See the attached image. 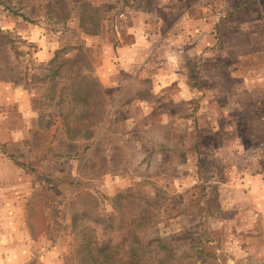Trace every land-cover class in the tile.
Wrapping results in <instances>:
<instances>
[{"label":"rangeland","instance_id":"rangeland-1","mask_svg":"<svg viewBox=\"0 0 264 264\" xmlns=\"http://www.w3.org/2000/svg\"><path fill=\"white\" fill-rule=\"evenodd\" d=\"M127 1L0 0L1 62L37 109L30 135L0 144V264H80L82 239L126 249L128 232L155 241L125 264H264V92L235 84L215 92L223 105H190L129 72L103 83ZM16 21L56 34L48 61Z\"/></svg>","mask_w":264,"mask_h":264},{"label":"crops","instance_id":"crops-1","mask_svg":"<svg viewBox=\"0 0 264 264\" xmlns=\"http://www.w3.org/2000/svg\"><path fill=\"white\" fill-rule=\"evenodd\" d=\"M117 13L116 43L106 47L97 69L103 83L115 71L129 72L148 77L150 93L174 91L175 101L191 99L190 105L202 104L206 95L223 105L215 92L225 95L235 84L264 92V0H129ZM8 21L0 18V29ZM14 25L32 31L38 60L52 57L56 34L44 35L32 23ZM21 33L29 39L25 29ZM23 78L16 65L3 66L0 54V144L21 141L33 131L37 109ZM129 102L144 110L153 105L146 98ZM200 112L201 107L194 116Z\"/></svg>","mask_w":264,"mask_h":264},{"label":"trees","instance_id":"trees-1","mask_svg":"<svg viewBox=\"0 0 264 264\" xmlns=\"http://www.w3.org/2000/svg\"><path fill=\"white\" fill-rule=\"evenodd\" d=\"M84 5H90L89 3H84ZM91 6V5H90ZM81 25V22H80ZM85 30V28H84ZM85 32H88L85 30ZM57 73V69L53 70V75ZM83 79L81 80L83 82ZM77 83L72 84L71 87V95L77 101L80 98V90L82 88H77ZM83 93L86 97V91ZM83 101V100H81ZM67 124V122H66ZM65 124V125H66ZM90 125V124H88ZM69 130V126H67ZM123 192H118L115 197L116 199ZM139 218L141 221L146 220L145 215H140ZM137 220V217L134 219ZM138 223L137 225H139ZM133 233V232H132ZM89 240L82 239L80 242V247L78 249V257L80 264H125V260L127 257H131L134 259L143 258V241L139 240L137 236L131 234V232L127 233L126 240L128 241L127 248H123V244H112L110 242L106 243H98V241L94 240L93 236H89ZM155 240H151L145 243V246L152 244ZM137 242V245H134Z\"/></svg>","mask_w":264,"mask_h":264}]
</instances>
